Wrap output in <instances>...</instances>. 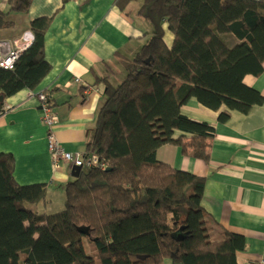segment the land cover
Wrapping results in <instances>:
<instances>
[{
	"label": "trees",
	"instance_id": "1",
	"mask_svg": "<svg viewBox=\"0 0 264 264\" xmlns=\"http://www.w3.org/2000/svg\"><path fill=\"white\" fill-rule=\"evenodd\" d=\"M9 3L26 12L31 0ZM137 15L150 23V38L123 57L117 80L99 78L104 100L84 157L106 167L81 166L65 185L64 208L48 213L38 208L47 184L17 182L13 155L0 149V264H238L245 237H218L202 205L205 177L158 159L157 151L174 144L208 160L215 127L182 112L190 99L220 110V122L230 110L263 104L244 79L264 73V0H142ZM50 21H31V44L13 69L0 66L5 98L36 89L50 72ZM13 25L0 10V30Z\"/></svg>",
	"mask_w": 264,
	"mask_h": 264
},
{
	"label": "crops",
	"instance_id": "2",
	"mask_svg": "<svg viewBox=\"0 0 264 264\" xmlns=\"http://www.w3.org/2000/svg\"><path fill=\"white\" fill-rule=\"evenodd\" d=\"M9 1L0 0V10L14 25L0 30L2 39L31 31L36 18H51L45 33V57L51 70L36 89H23L5 98L0 112V149L13 155L17 182L47 184V197L38 208L52 212L56 198L65 203L64 188L73 177L74 166L64 163L54 168L38 94L43 91L52 98L53 129L60 145L85 154L104 100L105 83L99 78L117 80L123 75V57L137 53L150 38L152 27L137 15L142 3L137 0L125 8L118 0H31L26 12L11 11ZM166 39L169 43L173 39L168 31ZM244 81L264 96V73L247 75ZM182 112L215 127L208 160L184 154L174 144L162 145L158 159L205 177L202 205L218 236L224 231L242 234L247 245L237 253L238 264H264V102L247 113L230 110L225 122L219 121L220 110H211L196 99L186 102Z\"/></svg>",
	"mask_w": 264,
	"mask_h": 264
},
{
	"label": "built area",
	"instance_id": "3",
	"mask_svg": "<svg viewBox=\"0 0 264 264\" xmlns=\"http://www.w3.org/2000/svg\"><path fill=\"white\" fill-rule=\"evenodd\" d=\"M33 38V32L30 30H24L20 35L10 40L0 38V66L7 69H13L20 54L31 44ZM76 81L80 82L81 80L80 78H76ZM38 97L42 103V120L48 126V149L54 168H60L61 164L64 163L80 167L84 164H99L103 168L106 167L104 163H99V160L96 156L86 160L84 153L79 151H68L60 145L53 129V126L56 122L55 114L52 111V107L46 102V92L42 91L38 94Z\"/></svg>",
	"mask_w": 264,
	"mask_h": 264
},
{
	"label": "water",
	"instance_id": "4",
	"mask_svg": "<svg viewBox=\"0 0 264 264\" xmlns=\"http://www.w3.org/2000/svg\"><path fill=\"white\" fill-rule=\"evenodd\" d=\"M4 98H5L4 95L0 94V104L2 102H4ZM106 169L108 170L109 168H106ZM81 170H82V168L80 166H74L73 169H72V176L73 177H77L79 175V173L81 172ZM79 230L81 232L87 233L88 232V227H85V228L84 227H80Z\"/></svg>",
	"mask_w": 264,
	"mask_h": 264
},
{
	"label": "rangeland",
	"instance_id": "5",
	"mask_svg": "<svg viewBox=\"0 0 264 264\" xmlns=\"http://www.w3.org/2000/svg\"><path fill=\"white\" fill-rule=\"evenodd\" d=\"M137 1L142 2V0H137ZM171 36H172L171 32L168 31V37L170 38ZM64 205H65V203L62 205L60 199L56 198V201H55L53 208H52L53 209L52 212H48V213H54V212L60 211L64 208Z\"/></svg>",
	"mask_w": 264,
	"mask_h": 264
}]
</instances>
